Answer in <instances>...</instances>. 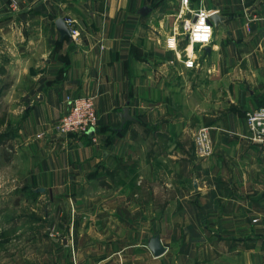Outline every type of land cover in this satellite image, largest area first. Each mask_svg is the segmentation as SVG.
Masks as SVG:
<instances>
[{"label":"crops","instance_id":"crops-1","mask_svg":"<svg viewBox=\"0 0 264 264\" xmlns=\"http://www.w3.org/2000/svg\"><path fill=\"white\" fill-rule=\"evenodd\" d=\"M200 7L225 20L212 23L209 45L189 47L187 69V42L166 41ZM181 10L182 0H23L17 10L0 0V107L21 116L10 140L24 160L23 194L47 190L52 215L68 219L67 244L45 243L39 226L31 246L12 238L27 230L0 233L10 254L1 264H264V151L246 123L264 106V0ZM59 18L79 36L62 41ZM88 95L95 130L57 133L66 98ZM203 127L208 158L195 145ZM157 235L159 257L148 248Z\"/></svg>","mask_w":264,"mask_h":264},{"label":"rangeland","instance_id":"rangeland-1","mask_svg":"<svg viewBox=\"0 0 264 264\" xmlns=\"http://www.w3.org/2000/svg\"><path fill=\"white\" fill-rule=\"evenodd\" d=\"M195 47H193L194 51H196ZM190 56L196 58V56ZM4 91H6L5 87L1 86V101L4 100L2 98ZM4 103L2 107H0V233H5L6 231L8 233L9 229L12 228H21L22 230L18 232H27V234L22 237V241H20L18 237H12L13 240H16L17 243L22 242L23 244L31 246L33 244L32 240L36 237L34 234L28 232V230L39 226L41 230L43 228L42 231L45 234V243H51L52 241L50 238L58 239L60 240L59 242H61L66 232L68 219L61 220L56 214L52 215V205L49 202L52 199V195H50V198L46 190L43 193L44 197L38 200H32L23 194L22 188L26 183V172L23 168L24 164H22L24 160L18 155L17 148L19 146L17 143L15 141L11 142L10 140L11 134L20 126L21 116L16 114L17 109L11 111ZM10 115H12V117L8 118ZM11 146L14 149L10 148ZM173 195H175V193ZM173 208H175V205ZM30 213L33 214L31 215ZM41 224H43V226ZM1 243L0 236V264L3 258H10L9 252H3L4 247L3 243ZM28 250L30 255L35 254L34 247H29ZM46 257L48 256L46 255Z\"/></svg>","mask_w":264,"mask_h":264},{"label":"built area","instance_id":"built-area-1","mask_svg":"<svg viewBox=\"0 0 264 264\" xmlns=\"http://www.w3.org/2000/svg\"><path fill=\"white\" fill-rule=\"evenodd\" d=\"M23 0H11L13 9L20 8ZM189 0H182V8L178 14L179 17L185 15L189 10ZM211 12L204 7H200L194 12L192 20H185L182 23V33H176L168 38L166 43L170 50H176L181 43L182 38L186 41V57L183 64L187 69H194L196 59L188 54L189 47L192 46H207L214 39V26L210 21ZM264 27V14L258 19ZM67 25L70 28L72 38L79 36L76 22L67 20ZM178 38H181L180 40ZM68 108L65 115L55 125L57 133L65 136L84 135L88 134L92 129L98 126L99 116L96 108L94 96L75 97L68 96L66 98ZM246 123L249 131V140L258 145L264 151V106L258 107L246 113ZM195 145L197 154L200 157L208 158L213 154V145L209 127L201 128L195 135ZM254 223L259 222L255 219Z\"/></svg>","mask_w":264,"mask_h":264},{"label":"water","instance_id":"water-1","mask_svg":"<svg viewBox=\"0 0 264 264\" xmlns=\"http://www.w3.org/2000/svg\"><path fill=\"white\" fill-rule=\"evenodd\" d=\"M209 19L214 24L215 27H217L219 24H222L225 20V18L221 17L218 13H212ZM56 28L59 32L60 39L62 41L65 38H71L72 37L70 28L68 27L65 18H59L56 20ZM122 119H123V124H125L128 120H132V117H131L130 112H129V108H125L123 110ZM93 131L94 130L92 129L90 131V133ZM37 191L38 192H44V189H38ZM57 241H59V240H57ZM61 241L64 244H67L68 243V237L61 239ZM148 248L154 254L155 257L162 256L166 252V248L162 244L161 237L159 235L153 237L150 240V242L148 244Z\"/></svg>","mask_w":264,"mask_h":264}]
</instances>
